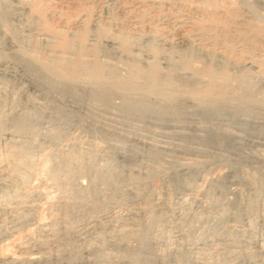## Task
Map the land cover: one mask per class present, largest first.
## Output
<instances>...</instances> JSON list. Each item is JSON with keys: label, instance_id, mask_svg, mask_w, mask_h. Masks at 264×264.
<instances>
[{"label": "bare ground", "instance_id": "6f19581e", "mask_svg": "<svg viewBox=\"0 0 264 264\" xmlns=\"http://www.w3.org/2000/svg\"><path fill=\"white\" fill-rule=\"evenodd\" d=\"M190 39H175L181 57L213 59ZM12 44L0 37V147L9 150L0 162V245L20 229L34 234L12 245L14 257L0 255V264H264V102L233 87L238 81L228 72L257 70L263 61L231 64L217 53L206 82L193 74L197 95L189 100L177 93L170 70L160 76L140 59L125 70L120 59L91 70L81 63L84 74L62 83L61 72L33 66L23 50L13 64L1 51ZM82 57L72 49L61 56ZM12 93L14 114L7 112ZM45 118L58 128L50 131ZM167 132L204 149L198 142L153 144ZM40 212L48 219L40 221Z\"/></svg>", "mask_w": 264, "mask_h": 264}, {"label": "rangeland", "instance_id": "374dc122", "mask_svg": "<svg viewBox=\"0 0 264 264\" xmlns=\"http://www.w3.org/2000/svg\"><path fill=\"white\" fill-rule=\"evenodd\" d=\"M0 1H3L4 3V5L3 3H0L1 6H10V9L5 8L6 10L3 9V11L0 8V31L2 32L0 37L4 36L5 39L8 37V39L11 40V43L13 42L12 45H14V48L12 49L6 45L1 48L4 49L1 50L3 51L4 56H7L8 58L10 57L9 60H11V62H15L16 60L13 64L17 65V55L23 50L22 53L26 52L25 55L28 53L29 57L27 56V58L33 66L38 68L43 64H50L56 69V71L61 72L64 78L62 83L70 78H76L77 76L80 77L84 74V71L80 68L81 63H87V65H89L87 66V70H91L95 64L98 66L101 64L115 66L117 60L120 59L121 61H124V63L122 62L123 65L119 64L118 67L125 70L126 66L129 69L138 68L132 63V61L139 62L140 59V61H143L140 64L144 66V70L149 69L152 72L155 71L159 73L160 76H167L165 74H167L170 70V72H168L169 79L174 83V86H177V93L190 100L193 99L192 95H197L191 88L193 74L194 76L200 78L203 83L206 82V77L203 75L205 72L204 70L207 69V66L210 67V65H214L217 53L222 55L224 59L228 57L226 61L231 64L234 62L236 63V61L241 62L244 60L264 62V0ZM249 4L253 8H251ZM246 5L249 6L248 9H245ZM12 7H14V9H18H16L18 22L16 19L15 21L12 18L10 20L9 18V15L12 13ZM253 9L256 12H254ZM244 20L248 22L246 23ZM25 27H27L26 30ZM21 30L23 31L22 35V32L20 33ZM24 32L29 36L27 37L26 34L24 35ZM89 33L96 37V41L95 39L92 40V38H89ZM25 36L26 38H24ZM179 37H184L185 39H190L191 37L192 40L198 39L197 41H200V45H202L206 51L211 53L210 57L212 55L213 59L211 61H209L210 59L206 60L205 58L199 60L198 58L196 59L195 54L191 53H185L184 56L181 57L182 48L180 50V47L175 45L176 42H174L175 39ZM247 38L248 40H246ZM43 39L45 40L44 43ZM153 40L155 42H153ZM20 42L22 44H20ZM27 42L28 44H26ZM137 46L139 49H137ZM7 47L10 50L6 49ZM70 49H72L75 55L83 53L84 57H82V59L77 58L72 60L62 59V54ZM9 51L14 52H11L10 54ZM245 52H247V54ZM141 53H144L143 56ZM140 54L141 57L139 56ZM13 55H15L14 58ZM263 67L264 65H259V71L258 69L253 70L244 68V70H241L239 74L231 66V68L228 69L229 75L232 73L231 76H235V80L238 81V83L234 81L236 84L234 82L232 83L233 87L240 84L242 90L252 93L256 96L258 101L264 102V87H261L259 84V82L264 79ZM39 73L40 71L35 73L36 76H40ZM235 73L237 74L235 75ZM106 77L107 76H105L104 81H110L107 80L108 78ZM11 85L12 83L7 85V92L11 89ZM4 88L5 87H3V89ZM11 90L13 91V89ZM6 95L7 104L11 103V105H13L11 110H7V112L14 114V94L12 93V96L8 94ZM11 99H13L12 102ZM61 119L62 122L59 123L66 124L67 119H65L64 115ZM50 121L51 120L47 118L44 119V122L49 125V130L53 131L57 129V122L55 123ZM82 124L84 125V123ZM51 125L52 127H50ZM155 131H157L156 133H159L160 129H156ZM72 132L73 131H71L70 134H77V132ZM167 133L170 135L169 136L167 134L168 139L156 137L153 140V144L161 145L162 142H164V144L166 142L168 146L173 145L172 147H178L180 145L191 146V144L192 146H195V144L199 143V145H196L197 147L199 146L200 148L204 146L196 140L186 139L185 141H182L180 139L179 141V138L177 139L172 132ZM113 137L119 140L122 139V137L117 135ZM95 146L99 149V146H102V144L97 141ZM196 146L194 148H196ZM4 150L6 151V154H4ZM8 151V149L0 147V162L2 161V158H9V156L7 157V155H9ZM12 151L13 148L11 149V152ZM211 152V157L215 159L221 158L220 155H216L217 153L214 154ZM36 159L39 162L35 163L38 164L37 167L40 164L41 167L39 166L38 169L39 171L41 170V174H43L42 169L44 167H42L43 163L41 164L42 159L41 157ZM83 181L86 183L85 180ZM31 182L30 188L35 183L34 182L31 185ZM262 182H264V180ZM202 185L204 186L201 187H206V183H202ZM45 192L46 190H44V194H49L48 191L46 193ZM48 197L49 200H52V196L50 194ZM43 214L44 212L39 213V219L42 222L48 219V216L44 214L46 215L44 217ZM18 232L19 234L16 235L15 239L0 245L1 257H14L15 250L13 246L16 243L23 242L27 235H33L34 229L32 227H28L20 229Z\"/></svg>", "mask_w": 264, "mask_h": 264}]
</instances>
